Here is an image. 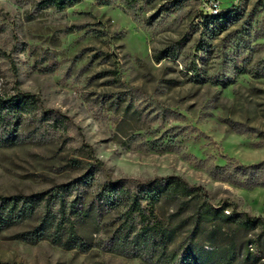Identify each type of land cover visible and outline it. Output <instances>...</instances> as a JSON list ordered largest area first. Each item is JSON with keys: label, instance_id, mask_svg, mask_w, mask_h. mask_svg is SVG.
Instances as JSON below:
<instances>
[{"label": "rangeland", "instance_id": "1", "mask_svg": "<svg viewBox=\"0 0 264 264\" xmlns=\"http://www.w3.org/2000/svg\"><path fill=\"white\" fill-rule=\"evenodd\" d=\"M218 1L226 18L215 23L200 0H78L63 10L0 0V97L29 92L41 104L23 116L17 143L0 146V194L46 199L68 188L66 204L79 196L90 214L76 222L83 246L31 242L22 234L43 202L0 232V264H164L117 243L123 205L94 202L109 180L134 188L178 175L216 207L264 217V186H249L243 169L264 164V0ZM183 230L170 264H181ZM255 257L248 264H264V248Z\"/></svg>", "mask_w": 264, "mask_h": 264}, {"label": "trees", "instance_id": "2", "mask_svg": "<svg viewBox=\"0 0 264 264\" xmlns=\"http://www.w3.org/2000/svg\"><path fill=\"white\" fill-rule=\"evenodd\" d=\"M77 1L45 0V4L63 10ZM221 13L211 15L212 21L216 23L226 18ZM40 108L37 97L29 92L0 97V146L16 144V132L23 116L31 115ZM42 113L44 118L63 123L62 117L52 110L42 109ZM263 165L243 168L250 173L246 180L249 186H264V180L255 174L264 170ZM89 180L86 177L82 182L88 183ZM122 181L105 182L94 196V202L101 210L123 205V220L115 233L120 246L146 251L159 262L170 264L173 256L167 254V250L178 229L184 228L185 235L178 246L181 254H177L181 264L189 256L200 264H248L256 258V252L264 248V217L239 211L233 204L216 207L209 201L202 186L190 184L178 175L140 181L134 188L127 187ZM67 189L60 188L46 199L42 193L0 194V232L35 217L44 202L39 224L23 233L22 237L31 242L50 239L68 248L83 246L76 222L90 214L84 213L86 210L81 206L79 196L66 204L62 191ZM57 202L59 208L55 211L52 205ZM165 205L171 206L172 211L167 216L157 213V208H164ZM178 218L182 219L174 225ZM204 245L211 250L206 251Z\"/></svg>", "mask_w": 264, "mask_h": 264}, {"label": "built area", "instance_id": "3", "mask_svg": "<svg viewBox=\"0 0 264 264\" xmlns=\"http://www.w3.org/2000/svg\"><path fill=\"white\" fill-rule=\"evenodd\" d=\"M200 1L203 2V4L207 7L211 15L218 14L222 11L220 7L221 6L220 2L218 0H200Z\"/></svg>", "mask_w": 264, "mask_h": 264}]
</instances>
